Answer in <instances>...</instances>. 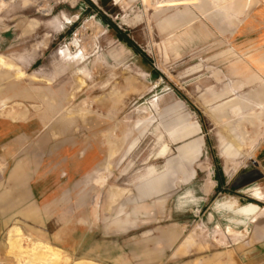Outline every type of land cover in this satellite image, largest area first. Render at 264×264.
I'll return each mask as SVG.
<instances>
[{
	"label": "rangeland",
	"instance_id": "1",
	"mask_svg": "<svg viewBox=\"0 0 264 264\" xmlns=\"http://www.w3.org/2000/svg\"><path fill=\"white\" fill-rule=\"evenodd\" d=\"M162 1L0 0V55L11 64L0 65V116L36 117L37 136L98 154L73 202L37 221L41 250L11 236L17 264H33L30 254L41 264H236L264 244V216L222 206L245 203L242 189L262 198L264 111L252 121L210 112L250 88L213 98L242 79L253 44L264 49V18L251 27L208 14L171 31L163 17L187 8L157 10Z\"/></svg>",
	"mask_w": 264,
	"mask_h": 264
},
{
	"label": "crops",
	"instance_id": "2",
	"mask_svg": "<svg viewBox=\"0 0 264 264\" xmlns=\"http://www.w3.org/2000/svg\"><path fill=\"white\" fill-rule=\"evenodd\" d=\"M202 1L164 0L157 10L177 9L181 5H186L187 9H177L174 13L165 15L161 22L162 28L172 31L208 14L235 25L236 21L237 24L245 21V25L251 27H255L264 18V8L255 7L253 12V7L241 10L236 17L229 18L220 12H213L210 3ZM190 4L192 6H187ZM39 22L37 20L36 24ZM59 23L55 28L63 25L62 20H59ZM252 48L246 59L240 58L241 68L238 73L242 75V79L234 80L221 92L213 93V98H220L227 93L232 94L241 87L250 88L245 94L213 106L210 112L216 120L228 119L236 110L242 113L264 111V49L261 50L257 44H253ZM60 50H57V54L62 56ZM0 58L1 66H11L2 55ZM4 104L5 99H1L0 106ZM73 147V144L67 142L52 143L47 136H37L36 117L23 119L0 116V264H17V260L20 262L21 250H18L16 256L10 253L11 236L29 235L34 242L26 249L31 251L32 245L37 244V251L41 250L44 244L37 243V221L56 217L59 203H72V189L76 182L98 167V154L92 148L75 152ZM87 180L91 181L89 176ZM259 187L262 193L255 190L254 194L262 196L261 199H253L242 189V195L236 197L245 200V203L234 207V201H229L222 206L240 213L238 210L246 208L251 199L257 202L259 208L249 219L255 220L260 215L264 216V181ZM234 191L235 188L230 190L232 193ZM189 240L190 236H187L186 241ZM256 247L252 250L243 248L238 258L232 260L237 262L236 264H264V244ZM30 256L29 262L35 264L36 255ZM40 256L41 254L37 252V258ZM37 264H41L38 259ZM74 264L86 263L79 261Z\"/></svg>",
	"mask_w": 264,
	"mask_h": 264
},
{
	"label": "bare ground",
	"instance_id": "3",
	"mask_svg": "<svg viewBox=\"0 0 264 264\" xmlns=\"http://www.w3.org/2000/svg\"><path fill=\"white\" fill-rule=\"evenodd\" d=\"M7 1H11V0H7ZM210 5H211V9L213 12H219V8H220V3H223V2H226L227 6H236L240 11L243 10V9H249L253 6L254 4V0H208ZM163 2V1H162ZM8 3V2H7ZM4 4V1L3 3ZM5 5V4H4ZM161 5V4H160ZM1 6V5H0ZM5 7V6H4ZM226 11V10H225ZM243 13V12H242ZM227 17H236L237 14L235 13H229V12H226L225 13ZM244 16V15H243ZM241 18V17H240ZM36 23V22H35ZM34 23V24H35ZM64 52V51H63ZM67 53V52H66ZM263 55V54H262ZM0 62H2L1 58H0ZM82 69V68H81ZM82 71V70H81ZM76 72V71H75ZM239 87V86H238ZM237 111V110H236ZM233 112L234 114L238 112ZM241 113H239L240 115ZM263 114V111L262 110H259V111H251V112H248L247 114L245 113V116H244V120L245 118L247 120H251L252 119H260V117L262 116ZM238 115V116H239ZM241 116V115H240ZM230 149V145H226L224 147V150L222 152V154L225 156L226 153L228 152V150ZM259 206L255 203H249L248 206L246 208H243V209H239L238 211L240 213H243L244 214H249L250 216L254 215L255 212L258 210ZM15 241V240H14ZM17 245V244H16ZM15 246V245H14ZM18 246V245H17ZM36 246V248H34ZM18 248H20L18 246ZM32 249H37V244L35 245H32ZM36 262H37V259H36ZM34 263V262H33ZM36 264V263H35ZM45 264V263H44Z\"/></svg>",
	"mask_w": 264,
	"mask_h": 264
}]
</instances>
